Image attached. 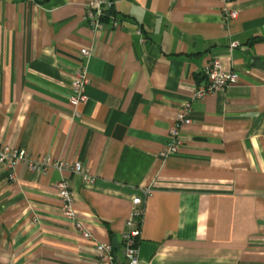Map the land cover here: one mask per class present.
I'll return each mask as SVG.
<instances>
[{
	"label": "crops",
	"instance_id": "obj_1",
	"mask_svg": "<svg viewBox=\"0 0 264 264\" xmlns=\"http://www.w3.org/2000/svg\"><path fill=\"white\" fill-rule=\"evenodd\" d=\"M88 1L0 0V141L95 177L21 162L12 181L0 165V264H97L95 243L63 214V177L116 264L136 197L140 264H264V0H114L119 27L107 17L97 31ZM226 6L237 17L226 21ZM83 47L88 99L75 116ZM216 57L239 81L194 100L179 151L160 157Z\"/></svg>",
	"mask_w": 264,
	"mask_h": 264
},
{
	"label": "built area",
	"instance_id": "obj_2",
	"mask_svg": "<svg viewBox=\"0 0 264 264\" xmlns=\"http://www.w3.org/2000/svg\"><path fill=\"white\" fill-rule=\"evenodd\" d=\"M113 7L114 0H89L85 5L84 16L90 27L95 31L103 29L107 17L113 28L119 27V19L112 13ZM237 15V9L228 6L224 8V19L226 21L237 17ZM138 32L141 34L140 29ZM141 40H146L142 34ZM238 45L239 42L237 40L231 41V47H236ZM91 55V49L88 47H83L79 53L80 67L75 74L70 96V103L75 107V116H80V112L76 108L80 104L86 103L88 99L86 95V86L89 84L90 79L88 76L87 62ZM239 77L240 75L238 72L226 70L220 58H212L205 66L204 81L196 86L191 100L184 102L180 107L175 118V123L170 129L169 141L160 150L159 156L165 159L179 151L182 144V128L192 121L194 100L203 99L208 94L216 93L221 89L236 84L239 81ZM21 162H26L31 170L44 171L48 167L54 166L60 170L67 169L74 174H79L87 183H93L95 180L94 175H92L80 161L70 162L67 160L53 159L50 155H45L37 160L33 159L26 149L13 147L0 141V165H3L8 170V177L10 180L16 181L18 179L17 167ZM56 187L62 200L63 214L74 221L77 229H79L86 238L95 243L97 264H116L114 245L110 241L98 239L74 207V196L69 178L63 177L60 179ZM149 192L150 189H146V194H149ZM141 202L140 197L134 199L135 205L138 206L134 209L132 216L127 220L128 227L122 236L123 255L126 259V264H140L139 237L141 233Z\"/></svg>",
	"mask_w": 264,
	"mask_h": 264
}]
</instances>
